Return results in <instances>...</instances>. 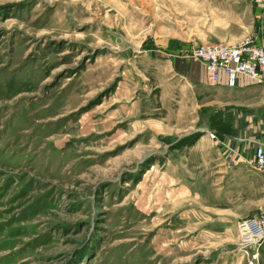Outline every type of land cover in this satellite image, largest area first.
Listing matches in <instances>:
<instances>
[{
    "label": "rangeland",
    "instance_id": "rangeland-1",
    "mask_svg": "<svg viewBox=\"0 0 264 264\" xmlns=\"http://www.w3.org/2000/svg\"><path fill=\"white\" fill-rule=\"evenodd\" d=\"M260 4L0 0V264H264V175L191 55Z\"/></svg>",
    "mask_w": 264,
    "mask_h": 264
},
{
    "label": "built area",
    "instance_id": "built-area-1",
    "mask_svg": "<svg viewBox=\"0 0 264 264\" xmlns=\"http://www.w3.org/2000/svg\"><path fill=\"white\" fill-rule=\"evenodd\" d=\"M191 55L203 65L208 80L233 88L241 79L264 85V47L253 37L238 42L203 44L192 49ZM224 79V80H223ZM256 167L264 175V146L258 144L253 155ZM239 247L258 245L264 241V206L251 219L238 223ZM253 255L252 258H255Z\"/></svg>",
    "mask_w": 264,
    "mask_h": 264
},
{
    "label": "crops",
    "instance_id": "crops-1",
    "mask_svg": "<svg viewBox=\"0 0 264 264\" xmlns=\"http://www.w3.org/2000/svg\"><path fill=\"white\" fill-rule=\"evenodd\" d=\"M256 8L250 30L257 44L264 47V0ZM199 67L201 77L196 79L199 87L212 92V100L217 99L221 110V124L225 127L221 133L223 141L231 143L234 150H244L246 155L253 156L258 144L264 146V85L246 79H241L233 88L225 87L224 81L214 85L202 66Z\"/></svg>",
    "mask_w": 264,
    "mask_h": 264
}]
</instances>
